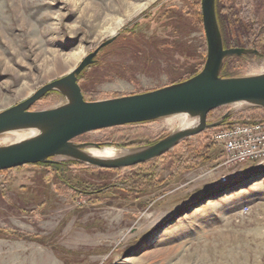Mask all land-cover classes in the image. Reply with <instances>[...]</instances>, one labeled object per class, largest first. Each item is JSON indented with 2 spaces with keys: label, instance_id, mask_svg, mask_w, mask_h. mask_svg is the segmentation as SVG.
<instances>
[{
  "label": "rangeland",
  "instance_id": "rangeland-1",
  "mask_svg": "<svg viewBox=\"0 0 264 264\" xmlns=\"http://www.w3.org/2000/svg\"><path fill=\"white\" fill-rule=\"evenodd\" d=\"M229 2L236 10L246 2L256 22H264V0L223 3ZM196 3L201 0H0V111L65 76L75 56L80 62L113 36L77 76L82 93L102 100L183 79L206 58ZM242 49L264 56V39ZM247 55L253 59L238 62L234 76L264 72V59L240 57ZM49 93L31 110L64 103L59 93ZM244 108L225 106V115ZM180 118L98 130L73 142L126 148L107 143L125 135L132 137L124 142L137 141L140 131L164 138ZM215 129L184 140L189 151L178 168L184 141L136 171L66 165L63 174L37 164L0 171V264H264V161L225 164L212 140ZM17 134L23 133L1 135L0 146ZM52 161L47 164L70 160ZM137 171L141 183L133 192H102Z\"/></svg>",
  "mask_w": 264,
  "mask_h": 264
},
{
  "label": "water",
  "instance_id": "water-1",
  "mask_svg": "<svg viewBox=\"0 0 264 264\" xmlns=\"http://www.w3.org/2000/svg\"><path fill=\"white\" fill-rule=\"evenodd\" d=\"M202 26L206 58L194 76L155 90L96 101H86L77 76L94 63L98 52L111 44L115 36L99 44L65 76L49 82L22 102L0 111V136L7 133L29 134L25 138L0 146V171L24 165L52 163L62 158L98 169L129 168L153 161L185 139L220 127L224 115L207 123V115L220 107L240 104L264 108V72L248 76H221L225 59L253 54L255 49L223 46L215 15V0H201ZM49 92H57L64 103L54 108L33 111L32 106ZM182 116L189 125L159 139L154 144L119 148L122 156L101 159L90 156L87 149H103L98 143H75L81 135L104 129L148 123Z\"/></svg>",
  "mask_w": 264,
  "mask_h": 264
},
{
  "label": "trees",
  "instance_id": "trees-1",
  "mask_svg": "<svg viewBox=\"0 0 264 264\" xmlns=\"http://www.w3.org/2000/svg\"><path fill=\"white\" fill-rule=\"evenodd\" d=\"M223 2L224 0H215V15H216V20H217V24L219 27V31L221 33L224 48H229V47H242V48L255 47L256 48V44L260 40L264 39V22L262 24H258L256 22V19L254 18L255 16L252 14V10L250 9V5L246 4V2L248 1L244 3L245 5L243 6L244 8H242V10L241 9L236 10L235 7L229 6L230 2L229 4L227 3L228 6L227 4ZM196 13L198 15V24H200L202 21V17H201L199 3H196ZM233 28H235L234 31L236 32V36L234 37V39H232L231 36L229 35V32H231V29ZM203 44H204L203 47H201L203 48L202 55L205 54V43ZM249 59H253V57L251 55H247L245 57H231V58L226 59L225 65L221 71V76L230 77V76L236 75L237 72L235 71V69L239 68L237 66L238 62L243 64ZM202 65L203 63H201L200 66H198V68H194L188 72H185L186 76L183 79L174 81L172 82V84L176 82H180L182 80H186L196 75L198 71L201 69ZM51 94L53 93L46 94L42 99L46 98L47 96H50ZM82 94L86 101L96 100V99L91 98L92 93L88 95L84 93ZM226 112L227 111L225 109V106L212 110L207 115V123H212L213 121L219 119L220 117L225 115ZM263 120H264V108H244L240 111L230 113L223 120L219 128H227V127H231L234 125H241V124H253V123L263 121ZM145 124L147 123H140V124H134V125H129V126H135V127L140 126L141 127ZM136 136L140 139L137 141L127 140L128 142H124L123 139H130L132 137L131 135H125L124 137L115 136L112 138V141L108 142L107 144L113 143L114 145H117L120 147H122L121 145L128 147V146L154 144L155 142L159 140V138L151 139L147 133H142V131H140L139 134ZM141 137L143 139H141ZM118 142H124V143H118ZM181 146H183L181 148L182 152L175 158V161H174V163H176L175 164L176 168H178L180 164H183V162L185 161L184 155L189 151L187 148L189 147V145L186 143V141H184ZM210 152H211V149H209V147H206L202 155L206 156V154H209ZM165 155L167 154L162 155L161 157H159V159L164 158ZM189 158L195 159L196 157H188V159ZM37 165H43L46 167L55 168L57 171H62L61 173L63 174H64L63 171L65 170L64 168L66 167V165L84 166L80 163H75V162H70V161H66L64 164L58 163V164H37ZM142 166H144V164H138L130 168L136 171L137 168H140ZM136 173H134L133 178L131 179L123 180L121 182L119 181L115 183V185L108 186L107 188L101 187L102 192H105V191L113 192L116 189H120V190L127 189L130 192H133L134 190H136L137 186L141 183L139 181L140 178L138 175V171ZM210 192L212 191H208V193L206 192L204 193H206L207 196H209L211 194ZM193 196H197V195H193ZM197 198L198 197L193 198L192 201ZM197 200L193 201L191 204L192 205L195 204Z\"/></svg>",
  "mask_w": 264,
  "mask_h": 264
},
{
  "label": "built area",
  "instance_id": "built-area-1",
  "mask_svg": "<svg viewBox=\"0 0 264 264\" xmlns=\"http://www.w3.org/2000/svg\"><path fill=\"white\" fill-rule=\"evenodd\" d=\"M212 140L222 147L227 165L264 161V121L215 129Z\"/></svg>",
  "mask_w": 264,
  "mask_h": 264
},
{
  "label": "bare ground",
  "instance_id": "bare-ground-1",
  "mask_svg": "<svg viewBox=\"0 0 264 264\" xmlns=\"http://www.w3.org/2000/svg\"><path fill=\"white\" fill-rule=\"evenodd\" d=\"M75 57H77V58H74L71 61V63L68 64V72L67 73L72 71L78 65L80 58L78 56H75ZM178 123H179V126L189 125L184 117L180 118ZM28 135L29 134H22V135L21 134H17L12 139H10V138L9 139H5L4 142H9V141L11 142V140H13V139L18 141V140H21V139L25 138V136H28ZM86 153H88L90 156H93V157H96V158H101V159H112V158H115V157L122 156V153L119 150H114V149H101V150L87 149Z\"/></svg>",
  "mask_w": 264,
  "mask_h": 264
}]
</instances>
